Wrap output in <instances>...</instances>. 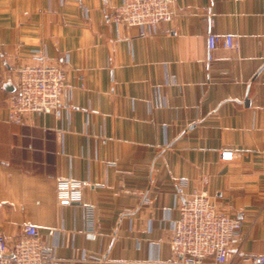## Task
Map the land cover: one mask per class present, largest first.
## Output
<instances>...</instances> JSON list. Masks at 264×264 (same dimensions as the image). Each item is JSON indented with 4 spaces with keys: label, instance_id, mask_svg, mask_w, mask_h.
Instances as JSON below:
<instances>
[{
    "label": "crops",
    "instance_id": "obj_1",
    "mask_svg": "<svg viewBox=\"0 0 264 264\" xmlns=\"http://www.w3.org/2000/svg\"><path fill=\"white\" fill-rule=\"evenodd\" d=\"M122 2L0 0V234L11 245L36 226L49 264H183L165 219L181 184L240 219L228 263L252 264L264 252V0H175L151 35L111 21ZM209 34L237 46L209 50ZM41 58L66 70L61 104L10 123L18 69ZM58 176L89 181L79 203L58 204Z\"/></svg>",
    "mask_w": 264,
    "mask_h": 264
},
{
    "label": "built area",
    "instance_id": "obj_2",
    "mask_svg": "<svg viewBox=\"0 0 264 264\" xmlns=\"http://www.w3.org/2000/svg\"><path fill=\"white\" fill-rule=\"evenodd\" d=\"M175 0H123L110 13L115 24L137 27L140 34L151 35L157 31L162 21H171L174 17ZM219 44L224 47H236L232 35L218 37L209 34V50ZM14 90L7 96V120L22 124L30 114L44 115L61 104L66 88V70L61 64H51L42 58L36 64L22 65L17 72ZM233 151H223L222 159H231ZM89 181L56 177V198L58 204L67 206L79 203L82 190ZM181 198L176 205L178 215L166 217L172 221V233L169 245L174 257L183 264H204L212 258V264H229V249L239 242L241 237L240 219L217 209L204 191L194 190L184 194L182 185L175 188ZM93 207H85L87 226L93 228ZM52 250L40 238L36 226L26 224L22 232L9 245L0 234V264H49ZM117 264H141L136 260H117ZM252 264H264V252L252 258Z\"/></svg>",
    "mask_w": 264,
    "mask_h": 264
}]
</instances>
